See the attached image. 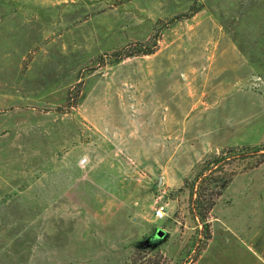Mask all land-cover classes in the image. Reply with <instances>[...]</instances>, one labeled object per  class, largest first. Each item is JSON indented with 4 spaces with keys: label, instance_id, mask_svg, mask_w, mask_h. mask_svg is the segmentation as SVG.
Masks as SVG:
<instances>
[{
    "label": "rangeland",
    "instance_id": "obj_1",
    "mask_svg": "<svg viewBox=\"0 0 264 264\" xmlns=\"http://www.w3.org/2000/svg\"><path fill=\"white\" fill-rule=\"evenodd\" d=\"M254 148L264 0H0V264H264Z\"/></svg>",
    "mask_w": 264,
    "mask_h": 264
},
{
    "label": "trees",
    "instance_id": "obj_2",
    "mask_svg": "<svg viewBox=\"0 0 264 264\" xmlns=\"http://www.w3.org/2000/svg\"><path fill=\"white\" fill-rule=\"evenodd\" d=\"M144 46H142V45H139V48H137L135 51V54L133 53V52H131V54H129V53H125L123 56H122V54H120V53H118L119 54V57L118 58H116L114 61H113V63L114 64H116V63H119L122 59H123V57H130V56H134V55H138V54H142V55H149V54H151L152 52L149 50V49H146V48H143ZM133 53V54H132ZM137 53V54H136ZM260 151H264V148H254V150L252 151V153H259ZM219 162L217 161V160H215L212 164H215V165H217ZM194 194V185L192 184L191 185V187H190V196H192ZM198 216L200 217V220L202 221V222H204L205 221V217H204V215H203V213H202V211H199L198 210Z\"/></svg>",
    "mask_w": 264,
    "mask_h": 264
},
{
    "label": "water",
    "instance_id": "obj_3",
    "mask_svg": "<svg viewBox=\"0 0 264 264\" xmlns=\"http://www.w3.org/2000/svg\"><path fill=\"white\" fill-rule=\"evenodd\" d=\"M164 234L165 233L162 230H157L154 238H157V239L163 238Z\"/></svg>",
    "mask_w": 264,
    "mask_h": 264
},
{
    "label": "built area",
    "instance_id": "obj_4",
    "mask_svg": "<svg viewBox=\"0 0 264 264\" xmlns=\"http://www.w3.org/2000/svg\"><path fill=\"white\" fill-rule=\"evenodd\" d=\"M163 207L161 206V207H159L158 209H157V211H156V217H158V218H160V217H162L163 216Z\"/></svg>",
    "mask_w": 264,
    "mask_h": 264
}]
</instances>
